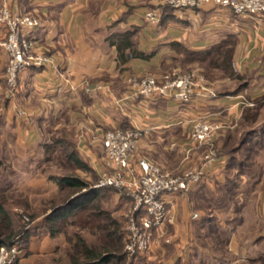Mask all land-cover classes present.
<instances>
[{
    "label": "crops",
    "instance_id": "obj_1",
    "mask_svg": "<svg viewBox=\"0 0 264 264\" xmlns=\"http://www.w3.org/2000/svg\"><path fill=\"white\" fill-rule=\"evenodd\" d=\"M158 3L159 0H0V7L6 4L14 13H30L41 18L43 25L33 36L53 59V64L44 68L20 72L15 102L29 112L27 119L20 118L13 110V102L4 97L5 56L0 49V157L12 167L10 173L18 175L22 170L25 175L24 187L14 186L12 190H22L29 208L35 206L32 199L35 192L49 194V202L58 196L57 184L44 177L39 169L45 135L50 129L65 128L82 159L97 175L105 165L100 139L107 129L128 128L134 121L145 130L139 155L142 148L150 151L156 147L178 151L184 160L192 120L216 118L236 124L243 108L264 96L262 21L208 4L184 14L166 10L158 25L152 26L144 19V10ZM125 31L131 32L138 51L152 54L150 58H129L118 63L116 46L110 44L108 38ZM228 35L236 39L231 65L237 77L210 80L215 97H195L186 105L167 98L151 102L131 99L123 106L116 103L127 91L126 80L130 75H159L178 61L181 53L172 44L204 50ZM84 82L91 86L103 83L107 88L85 93L82 91ZM225 130L227 128L222 133ZM259 135L263 140L258 152L260 157L264 153V124ZM196 153L191 161L200 159V154ZM186 162L179 166L181 170ZM198 162H194V166ZM164 163L166 168L173 169L170 162ZM226 164L225 155H219L196 188L186 197L174 198L175 225L169 228L176 240L174 247H184L186 243L188 224L192 221L190 196L201 200H206L209 193L217 196L218 187L226 181L223 178ZM257 164L260 167L258 178H250L247 175L250 171L236 178L232 205L206 209L225 229L221 237L225 254L211 255V264H264V162L258 158ZM31 189L34 191H29ZM116 212L117 209L113 213ZM197 212L200 218L206 215L201 209ZM36 221L41 224L43 218L38 215ZM62 239V233L52 237L48 231L40 229L30 237L27 253L59 257L63 249L70 264L68 246ZM178 252L149 253L148 258L162 259L166 264L186 263L185 255L180 254L179 249ZM192 258L197 264H205L202 257L192 255Z\"/></svg>",
    "mask_w": 264,
    "mask_h": 264
},
{
    "label": "built area",
    "instance_id": "obj_2",
    "mask_svg": "<svg viewBox=\"0 0 264 264\" xmlns=\"http://www.w3.org/2000/svg\"><path fill=\"white\" fill-rule=\"evenodd\" d=\"M159 4L184 14L208 4L229 10L237 15L252 16L264 23V0H159ZM160 7L144 10V19L149 25H158ZM43 23L40 17L23 13L17 14L3 4L0 7V49L5 56L4 83L7 100L20 118H28L29 112L15 102L19 87V74L26 69H40L53 64L52 56L39 46L33 36ZM127 91L116 99L124 105L126 101L144 99L148 102L167 98L186 105L195 97L213 98L216 92L210 81L199 67L182 70L172 67L159 75H130ZM103 83L91 86L84 82L82 91L98 92L106 89ZM225 120L205 118L192 120L187 134L189 146L185 148L184 160L189 159L193 148L207 146L200 162L184 167L180 173H174L152 159L139 155L138 151L145 130L132 121L131 127L112 128L102 133L101 146L105 165L100 168L94 188L111 187L116 190L119 199L130 200L129 208L124 212V245L127 257L135 258L152 249L172 241L170 227L175 225L173 209L176 196L186 197L206 177L218 155L213 148L215 140L224 129ZM29 222L27 216L24 217ZM190 220L200 218L198 212L190 214ZM23 254L18 243L0 244V264H12Z\"/></svg>",
    "mask_w": 264,
    "mask_h": 264
},
{
    "label": "trees",
    "instance_id": "obj_3",
    "mask_svg": "<svg viewBox=\"0 0 264 264\" xmlns=\"http://www.w3.org/2000/svg\"><path fill=\"white\" fill-rule=\"evenodd\" d=\"M166 10L170 11L171 8L168 6L161 7V16ZM108 40L110 44L116 46L118 63H124L129 58L148 59L152 55L137 50L131 39L130 31L112 34ZM172 45L177 47L181 55H184L182 57L180 56L177 62H182L183 64H199L207 79H214L217 73L220 74L219 78L237 77L231 65L236 45V39L233 35L226 36L225 39L204 50H191L178 43ZM180 68L185 71L191 67L184 68L180 66ZM251 103H253V105H246L243 108L241 115V120L246 124L256 121L258 110L261 104L264 103V96L254 99ZM53 134L54 135L45 140L44 151L47 155L43 160L45 159V161L50 162L56 161V163L62 167L91 170L90 166L80 156L70 133L65 128L55 129ZM247 134L248 135L242 138L239 145L234 149V152H236L234 155L239 154L243 145L250 141H254V135L251 134V131ZM246 148L248 152L251 151V153L245 155V159H239L235 165L227 161L226 168L233 169L235 167L234 169L237 171L236 173H238L236 178L239 177L241 173L250 169L251 161H253L252 154L254 156L255 153H258L257 148L252 149L248 146H246ZM53 153H55L56 157L52 156ZM233 159L237 160L238 158L233 156ZM236 178H226L225 183H223L225 185L224 190L226 197L229 201L233 200L235 194L237 184ZM51 179L54 180L58 186V194L65 189L72 190L75 193L77 190L87 188L84 192L76 194L66 201L56 203V205L51 208V211L48 214L46 213L43 218L44 226L48 229L47 231L52 237L61 233L58 224L66 222L72 215L75 216V218L67 221V224L76 226L79 230L86 229L94 237L95 241L92 244L78 232H75L72 237L66 238L69 243L67 256L70 264H119L122 262L125 258V252L123 250L125 231L121 227L120 222L112 215L116 206L111 209H105L100 205V200L105 192L112 194L116 193V190L111 187H91L88 189L87 182L78 177L61 176ZM55 201H57V198L51 200L50 204ZM9 202H11V204H20L25 209L28 208V202L22 194L13 196L8 188L0 189V244L10 245L18 241L16 238L22 239L23 243L26 244L31 236L30 230L27 227L25 228V225L21 226L20 224H18V229L14 228L15 220L13 215L15 216V213L10 212L11 210L7 208ZM212 220L213 218L210 215H204L202 217V222L199 223V227L204 229ZM207 223L209 224L207 225ZM199 237H204V234H199ZM217 238L219 243H223L222 238L219 236ZM16 262L17 261L12 264Z\"/></svg>",
    "mask_w": 264,
    "mask_h": 264
},
{
    "label": "rangeland",
    "instance_id": "obj_4",
    "mask_svg": "<svg viewBox=\"0 0 264 264\" xmlns=\"http://www.w3.org/2000/svg\"><path fill=\"white\" fill-rule=\"evenodd\" d=\"M159 3L156 6H159L160 11H161V7L163 5ZM182 56L184 55H181V57ZM174 66H179V67L182 66L184 68H189V67H199L200 68L199 64L197 63H184L183 64L182 62L176 61V62L171 63V65L167 67L165 70L170 69ZM219 75L220 74L217 73V76L215 78H218ZM214 79H211V80H214ZM207 80L210 81V79H207ZM248 105H253V103L248 104ZM262 124H264V103L261 104V107L258 110V116L255 122L246 124L241 119L238 122H236V124H234V122H228L227 130H225V132L222 133L221 136L218 137L214 142L213 148L215 149L217 155L218 156L225 155V157L227 158V161L232 162L231 164L235 165L237 164L239 159L240 160L245 159V155L251 153V151L248 152V149L246 148V146L251 147L252 149L257 148L259 152L260 144L263 143V140L261 136L259 135ZM54 130L55 128L50 129V132L47 135H45L46 140L50 138V136L54 135L53 134ZM249 131H251V134L254 135L253 136L254 141H250L249 143L243 145L241 147V150L239 151V154L234 155L236 153L234 152V149L239 145V143L241 142V139L248 135L247 133ZM186 142L190 143L187 139H186ZM188 146H189L188 144L185 145V147H188ZM207 149H208L207 146H201L200 148H193L190 153L191 155L189 159L187 160H183L182 156L178 154V151H164L163 149L156 148V147H154L153 150H150V151L142 148L140 150V153L141 155L149 157V159H152L160 164H163L164 166L166 165L164 162H168V163L170 162L172 164L170 167L173 168L170 170L176 173L179 170H181V167L179 166H181L183 162L185 161L187 162H186V165H184L183 167H186V168L193 167L195 164L194 162H198V161L200 162L202 155L207 151ZM195 151H197L196 154H200V159L191 161V158L193 159L192 155L193 153H195ZM46 155L47 153H45L44 151V155L42 156V159ZM52 156L56 157L55 153H53ZM233 156H236V158L238 159L234 160ZM252 158H253L252 159L253 161H251L252 162L250 165L251 167L249 170H247V172L250 171V173L249 174L247 173V175H249L250 178H258L260 167L258 166L257 161L259 158L260 161L263 160L264 162V153H262L260 157L258 153H255L254 156L252 154ZM6 163L7 162L2 160L0 157V189L8 188V190H10V193L13 196H16L22 193L23 197L25 198V195L22 192V190H17V189L12 190L14 186L16 187L18 186L19 188L24 187L23 185L25 182L23 178H25V175L22 174V170H19L20 168H18V170L20 171L18 175L15 172L10 173L12 170L11 169L12 167H9L8 165H6ZM39 165H40L39 169L41 170V173L44 177H48L50 179L61 177V176L78 177L87 182L88 189L93 187V184L96 182L97 177H98L95 174V172L92 170L88 171V170H82V169H75L73 167H62L58 163H56V161L50 162V161H45L44 159L43 162L40 163ZM254 166H256L255 169H254ZM32 168L33 167H31L30 169L33 170ZM234 168L233 169L225 168V171L223 173L224 174L223 178H236V175H238V173H236L237 171H235ZM224 187H225L224 184H221L218 187L220 192H218L217 196H214L210 193L206 194V197H207L206 200H201L198 196L191 195L190 199H191L192 205L190 208V213L194 212L193 210H196L197 212L199 209H201L205 212V214L209 215L208 211L206 210L208 207H214V208L223 207L224 208V207H229L230 205H232L231 201H229L226 197ZM86 189L77 190L75 193L72 190H68V189L62 190L60 194H58V196L56 197L57 201L53 202L52 204H50L49 199H48V197H50L49 194L40 195L35 192V194H33V197H32V199L35 200V206L33 205L34 206L33 209L29 208V205H28V208L25 209L20 204H14V203L11 204V202H9V204L7 205V208L11 210L10 212L15 213V216L13 215V218L15 220L14 228L18 229L19 228L18 224H20L21 226L25 225V228L27 227L30 230L31 236L34 235L35 233H38L40 229H41V232L47 231L48 229L42 225L44 224V222L39 224V222L36 221V218L38 217V215L44 218L46 213L48 214L51 211V208H53V206L56 205V203L66 201L67 199L72 198L76 194L84 192ZM29 191H34V190L31 189ZM100 202H101L100 205L105 209L106 208L111 209V208H114V206H116V209L118 210V212L116 213L112 212V215L120 222L121 227L124 229V218H125L124 212L128 210L130 200L127 198L119 199L116 193L111 194V193L105 192V194L102 195V199L100 200ZM25 216H27V218L29 219V222L28 221L26 222L24 218ZM73 218H75V216L72 215L66 220V222H61L60 224H58L60 226L59 228L62 233V238H63L62 240L64 242V245L68 246L69 248V243L67 242L66 238L72 237L75 232H78L79 234H81L91 244L94 243L95 239L88 230L86 229L79 230L76 226L67 224V221ZM212 218L213 220L210 222V224L207 223V225L208 224L209 225L206 226L204 229H201L199 227V223L202 222V218H199L195 221L192 220L188 224L189 229L187 230V238L185 239L186 243L184 247H179V248L174 247L173 245L176 244V240H173L172 238L171 243L162 245V247L158 249L154 248L150 250L149 252H145L135 258L133 257L129 258L127 257L125 253L124 260L120 262L119 264H166L164 260L162 259L159 261L156 259L153 260V259L148 258V254L155 253V252H157L156 253L157 255H163L164 252L166 254H170V253L178 254L179 253L178 249L180 251V254H184L185 257L187 258L186 259L187 262L182 263V264H197V261H194V259L192 258V255H195L199 258L201 257L204 258L205 264H206V260H207V264H211V259H210L211 255L214 254V255L221 256V254H225L224 241L223 243L222 242L219 243V240L217 238L218 236L220 238L223 237L224 235L223 231H225V229H223L222 227V222H218L215 217H212ZM225 218H227V216H224V219ZM199 234H204V237L200 238ZM16 240H15L16 243H18L22 247L23 254L21 255V257L17 260L15 264H68V260L64 254L65 252L63 251V249H61L60 251L61 253L59 257L57 254H56L57 256L56 257V256L49 255V253L48 255H45V257L40 256V255L30 256L31 254L28 255L27 253V245L29 244L30 238L26 244L23 243L22 239L16 238ZM64 240L66 241V244ZM169 248H170V251H167ZM159 249L162 250L161 253L159 252Z\"/></svg>",
    "mask_w": 264,
    "mask_h": 264
}]
</instances>
